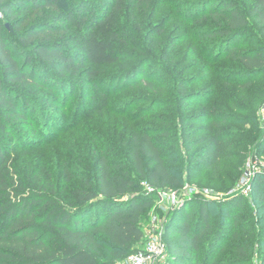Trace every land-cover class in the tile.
Masks as SVG:
<instances>
[{
  "label": "trees",
  "instance_id": "16d2710c",
  "mask_svg": "<svg viewBox=\"0 0 264 264\" xmlns=\"http://www.w3.org/2000/svg\"><path fill=\"white\" fill-rule=\"evenodd\" d=\"M163 13L184 33L191 58L206 67L200 82L213 78L207 89L196 91L181 81L175 95L183 99L182 107L208 97L196 118L203 124L201 137L187 145L184 157L195 160L188 181L200 165L210 177H221L232 166L229 160L241 158L248 145L256 144L264 158V134L259 137L264 122L245 104L248 97L236 92L253 89L254 78L264 75V0H0V264H116L145 238L142 222L154 196L140 185L176 190L185 184L157 140L169 138L171 130L137 124L157 121L153 110L172 105L162 97L168 88L152 78L159 71L125 82L144 74L156 58H166L177 42L176 35L170 37L173 42L158 39L165 33L158 21ZM251 34V41L244 39ZM133 58L119 75L123 91L140 86L151 93L133 101L123 98V109L112 110L123 124H136L123 127L124 160L116 162L98 148L90 171H73L66 159L48 170L49 162L35 153L38 139L53 133L51 104L60 101L66 108L69 92L85 85L76 107L81 109L88 90L99 91L110 78L100 75L103 68L127 65ZM99 92L90 101L100 99L101 113L109 104ZM137 103L143 106L130 109ZM261 103L263 95L251 105ZM105 141L108 137L80 133L73 138L75 152L66 156L80 160L83 150L89 154L95 143L104 147ZM252 195L263 211L264 175L254 179ZM184 199L188 204L174 210L166 227L169 264L252 263L254 244L264 243L263 231L240 220L239 199L223 204L229 225L213 223L205 199ZM231 238V254L217 260Z\"/></svg>",
  "mask_w": 264,
  "mask_h": 264
},
{
  "label": "rangeland",
  "instance_id": "374dc122",
  "mask_svg": "<svg viewBox=\"0 0 264 264\" xmlns=\"http://www.w3.org/2000/svg\"><path fill=\"white\" fill-rule=\"evenodd\" d=\"M171 17L170 14L163 13L158 20L161 22V27L165 31V33L158 38L161 39V43H167L170 37L175 35L178 37L177 42L174 43V46L168 51L166 58H156L155 63H149L146 65L144 74L139 72L135 76L125 80L127 83H134L142 76L149 77V75H152L151 73L159 71L155 73L152 78L155 79L157 85L163 84L168 88L167 94H164L162 97L172 104L170 105L171 108H169L170 106H157L151 113V115H158L157 121L149 122V120H140V122H137L138 125H151L154 128H167L168 130H171L169 138L160 135L157 136V140L160 141L164 150L168 153V163L174 170L183 174L185 184L182 188L165 191L167 195H171L172 197L176 193L181 196L184 195L185 197L202 198L205 199L206 202H210V207H212L210 210V216L213 217V223L215 225H218L219 223L229 225L224 218L226 209L223 204L226 202L229 203L232 199H239L236 200V202L240 203V209L238 212L240 220L252 223L254 229H261L263 231L261 236L264 237V210H259L252 195V184L254 179L259 175H264V158L257 149L256 144L248 145L247 148L243 150L241 158L234 157L232 160H229L228 163L233 166V169L231 166V168L227 169L221 177H210L207 172H203L202 165H200L198 166V172L194 180L192 182L188 181V174L190 173L189 166L195 168V160L191 159L189 162L184 159V157L188 154L187 145L194 143L199 137H201L198 130L203 124L198 122V119L196 118L200 117V113L203 110L208 97L206 98L205 96H202L205 98L203 99L201 96H197L196 98L203 100L200 102L188 101L185 103V106L182 107L179 105L182 104L183 99H176L175 95L181 91V85L179 84L181 81H184V83L187 84L188 91H196L207 89L213 78L200 82V80L203 79L202 75L206 71V67L204 68L203 64L197 65V58H191L189 55V42H187L188 40L185 41L186 38L184 33H182V30L177 29L178 25ZM7 26H9V24H7ZM152 38L157 41V38ZM252 38L253 35L251 34L244 39L250 40ZM145 39L149 40L150 38ZM170 42H173V40L170 39ZM135 61L136 59L133 58L127 65H123L122 61L115 66L103 68L101 71L102 74L100 75L110 77L98 87L99 91H102V93L106 94L108 97L107 103L109 104L106 108L101 110V113L98 111L100 108L98 105L100 99L98 98L94 104L90 101L91 94H100V92L93 87L88 90L89 95L84 101L82 108L79 110L76 108L79 105V100L82 94L86 91L85 85L76 86L74 92H69V97L66 99L67 101L69 100V103L66 108L60 101L51 104L56 113L54 114L56 120H52L54 128L50 130L53 133L45 134L38 139V149L35 153L39 160L45 159L49 162L50 168L48 170H56L66 159L70 162L71 170L74 171L78 169L82 173L90 171V161L93 155L97 154L95 150L98 148L102 149L105 153H108L109 157L116 162L124 160L126 148L123 146L122 142L123 127L131 128L136 124H123V118L114 114V111L120 112L121 109H123V98L133 97L129 100L133 101L136 100L134 99L135 96L149 95L151 93L148 89L140 86L123 91V79H121L119 75L123 74V72L126 71ZM113 76H115V78H112ZM253 81H255L252 86L253 89L238 90L236 92L239 96L244 94L248 97L247 101H244L245 104L248 107H252V112H255L256 118L262 123L264 122V103H261L257 107L252 106L251 104L252 100L262 95L264 96V75L256 76ZM245 96H243V99H245ZM174 101L177 102L174 103ZM141 106L143 105L140 103L132 104V108L130 109L134 110ZM242 115H244V113ZM75 119L76 121L78 120L77 124L73 123ZM255 122L257 121L255 120ZM71 123L75 125L73 126ZM248 128L250 127L248 126ZM77 129L80 131L78 132ZM263 129L264 125L262 126V132L259 137L264 134ZM84 132L96 135L97 138L101 136L108 137L109 142H106V140L105 142L107 145L104 147H97V144L95 143L94 148H92L89 154L86 150L82 149L83 157H81V153L78 156L80 157V160L76 157L66 156L68 150L72 153L75 152L72 145L73 138ZM198 149L199 148L196 147L195 150ZM64 183L65 182L60 184L59 188L65 185ZM140 186V190L147 195H153L154 200L151 208L144 215L142 225L145 231V238L137 248L138 250L144 248L150 238L157 235H163V240L167 245L168 239L166 235V227L170 220V216L176 209L183 211L188 203L185 204V199H183L178 205H175L178 199L174 202L171 197L168 198L166 195L161 197L159 193L161 189L155 190L151 193L148 190L147 184H141ZM231 203L232 202L229 203V206H231ZM195 212H197V208ZM232 242L233 240L231 238L230 241L225 244L222 252H216L217 260L231 254L229 248L230 243ZM254 246V254L251 264H264V243H255ZM169 258V253H167L164 257L154 261L152 264H169ZM116 264H127V262L126 259H123L117 261Z\"/></svg>",
  "mask_w": 264,
  "mask_h": 264
},
{
  "label": "built area",
  "instance_id": "2783aa9c",
  "mask_svg": "<svg viewBox=\"0 0 264 264\" xmlns=\"http://www.w3.org/2000/svg\"><path fill=\"white\" fill-rule=\"evenodd\" d=\"M143 184L148 185L149 192H154L156 189L152 187L150 184L144 182ZM160 196H167L168 198H172L173 201H176L175 205H178L184 198V195L176 194L172 197L171 195H167L165 190L159 191ZM179 197V198H178ZM181 197V198H180ZM183 197V198H182ZM188 197V196H186ZM168 253V246L165 244L163 240V235H157L150 238L147 245L144 248L139 249L134 254H131L126 258L127 264H152L154 261L159 260L164 257Z\"/></svg>",
  "mask_w": 264,
  "mask_h": 264
}]
</instances>
